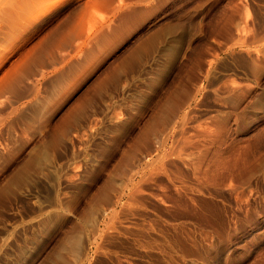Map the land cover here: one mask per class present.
<instances>
[{
	"label": "rangeland",
	"instance_id": "1",
	"mask_svg": "<svg viewBox=\"0 0 264 264\" xmlns=\"http://www.w3.org/2000/svg\"><path fill=\"white\" fill-rule=\"evenodd\" d=\"M0 264H264V0H0Z\"/></svg>",
	"mask_w": 264,
	"mask_h": 264
}]
</instances>
